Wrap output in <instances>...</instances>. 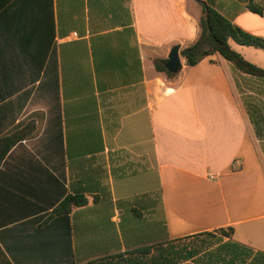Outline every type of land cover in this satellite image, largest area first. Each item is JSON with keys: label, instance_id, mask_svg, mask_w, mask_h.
Wrapping results in <instances>:
<instances>
[{"label": "crops", "instance_id": "1", "mask_svg": "<svg viewBox=\"0 0 264 264\" xmlns=\"http://www.w3.org/2000/svg\"><path fill=\"white\" fill-rule=\"evenodd\" d=\"M199 2L264 38V0H0V135L42 117L0 163V264H264V78L153 66Z\"/></svg>", "mask_w": 264, "mask_h": 264}, {"label": "trees", "instance_id": "2", "mask_svg": "<svg viewBox=\"0 0 264 264\" xmlns=\"http://www.w3.org/2000/svg\"><path fill=\"white\" fill-rule=\"evenodd\" d=\"M198 6L200 14L197 21L199 31L197 38L179 52L180 57L184 59V65L193 67L206 57L218 54L224 60L230 62L237 71L249 76L264 78L263 68L246 61L230 46V42H233L238 46L251 47L264 52V38L243 31L206 3L199 2ZM248 9L258 15L262 13L260 7L252 4L248 5ZM16 36L32 62L38 68L41 67L42 61L41 58L37 57V53L31 50L23 38L19 35ZM166 61V59H153V66L156 72L163 73L166 79L170 80L175 74L169 73L164 68ZM41 121V114L35 112L16 123L6 133L0 135V163L16 144L24 140H30L38 134ZM84 204H86L84 196L67 195L53 209L52 215H66L70 213L73 207L83 206ZM218 231L225 236L232 234V228Z\"/></svg>", "mask_w": 264, "mask_h": 264}, {"label": "water", "instance_id": "3", "mask_svg": "<svg viewBox=\"0 0 264 264\" xmlns=\"http://www.w3.org/2000/svg\"><path fill=\"white\" fill-rule=\"evenodd\" d=\"M198 1V0H196ZM164 68L172 74H176L181 68V61L179 55V46H173L167 55V61L164 64Z\"/></svg>", "mask_w": 264, "mask_h": 264}, {"label": "rangeland", "instance_id": "4", "mask_svg": "<svg viewBox=\"0 0 264 264\" xmlns=\"http://www.w3.org/2000/svg\"><path fill=\"white\" fill-rule=\"evenodd\" d=\"M257 51H258V53H260L262 56H264V52H262V51H260V50H258L257 49ZM259 62V61H258Z\"/></svg>", "mask_w": 264, "mask_h": 264}]
</instances>
